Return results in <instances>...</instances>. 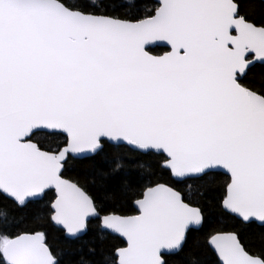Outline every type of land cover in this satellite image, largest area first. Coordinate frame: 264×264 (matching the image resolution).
<instances>
[{
    "label": "snow or ice",
    "instance_id": "6c2138e0",
    "mask_svg": "<svg viewBox=\"0 0 264 264\" xmlns=\"http://www.w3.org/2000/svg\"><path fill=\"white\" fill-rule=\"evenodd\" d=\"M0 264H264V0H0Z\"/></svg>",
    "mask_w": 264,
    "mask_h": 264
}]
</instances>
